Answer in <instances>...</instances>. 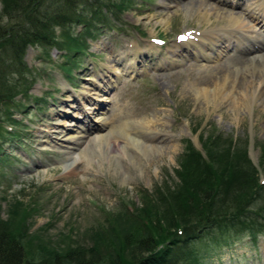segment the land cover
I'll return each mask as SVG.
<instances>
[{"label":"rangeland","instance_id":"obj_1","mask_svg":"<svg viewBox=\"0 0 264 264\" xmlns=\"http://www.w3.org/2000/svg\"><path fill=\"white\" fill-rule=\"evenodd\" d=\"M92 1L91 10L100 6V0ZM187 1L132 0L133 4L118 13L120 16L102 9L109 21L98 22L101 26L94 30L96 36L88 38L86 51L74 55L73 64L63 55L69 48L52 47L46 55V49L30 45L24 54L28 70L21 74L8 72L6 67L0 70L8 74L10 80L27 77L30 82L28 92L31 94H17L21 104L8 106L21 122L9 125L4 120L5 106L0 107L1 124L17 133L14 138L7 134L1 145L0 154H7V158L4 156L5 159L0 160V216L7 219L18 212H27L25 220L29 233L25 244L29 257L39 260L50 256L53 249L65 254L68 247H90L93 251L88 250L86 255L91 252L93 258L99 256L100 259L95 264H111L120 248L118 242H125L128 238L125 235L132 232V228H136V233L140 231L139 225L124 229L129 221L127 215L119 211L123 203L141 204L142 189L151 191L156 183L178 181L176 168L187 140L200 148V134L205 138L210 129L231 136L238 146L241 162L249 156L252 164L258 167L259 182L264 183V61L247 62L248 52L234 46L235 32L227 35L224 33L227 30L221 28L228 21L213 13L206 16L202 10L186 7ZM230 2H222L221 7L232 14L244 12L246 0ZM204 4L209 8L211 4L220 3L204 0ZM3 8L0 0V23L7 24L13 18V11L19 10L11 6L6 12ZM167 14L166 21H159ZM247 24L249 27L245 30L239 29L240 36L264 33L255 22ZM69 27L70 32L82 28L77 23ZM210 27L217 30L219 39L226 34L223 41L218 40L210 47L204 45L201 53L195 48L198 45H187L186 50L180 48L185 44L175 45L184 33ZM59 38L65 39L60 35ZM202 43L209 41L205 39ZM126 47L127 56L122 58L119 52ZM173 47L176 54L171 52ZM130 61L135 68L127 67L124 71L123 63ZM64 62L71 65V71L60 66ZM218 63L232 67L230 71L238 64L234 87L230 86L231 80L221 85L222 90L217 87L215 65ZM109 74L108 81L105 75ZM102 78L106 80V84L101 85L103 91L98 95L93 90L88 91ZM250 80L256 81V90L249 84ZM260 85L263 90L259 89ZM99 99V106H103L100 110L105 111L112 123L145 119L155 135L154 141L142 135L138 139L143 145L142 151L128 147V143L127 148L124 133L134 134L132 123L116 126L117 130L109 135L106 131L108 138L104 142L88 141L91 136L103 132L101 121L95 120L89 111V106ZM118 106L121 110L117 115L113 111ZM96 110H99L98 104ZM84 128L88 134L76 133ZM63 131L80 137L70 144L57 142L55 145L57 138L63 140ZM149 141L163 151L154 146L150 148ZM116 145L118 150L123 145L127 150L122 160L114 150ZM250 172L255 176L256 173ZM257 198L251 204L253 208L264 205V186ZM13 210L16 213H12ZM107 213L115 216L108 225ZM117 213L120 214L116 216ZM246 213L255 223L264 219V216L261 219L262 214ZM231 228L217 225L199 234L191 245L198 254L197 262L194 259L189 263L186 259L184 264H264V230L251 234L247 229L237 233Z\"/></svg>","mask_w":264,"mask_h":264},{"label":"trees","instance_id":"obj_2","mask_svg":"<svg viewBox=\"0 0 264 264\" xmlns=\"http://www.w3.org/2000/svg\"><path fill=\"white\" fill-rule=\"evenodd\" d=\"M100 1V6L91 10L90 6L94 5L92 0H2L6 12L12 9L11 6L19 11H13V18L7 24L0 23V60H4L0 61L3 64L0 70L4 71L6 67L8 72L12 70L19 74L28 70L24 54L30 45L46 49V55L52 47L69 48L63 55L73 64L76 61L74 55L86 51L88 38L96 36L101 26L98 22L109 21L108 14L102 13V9L120 16V11L133 4L132 0ZM74 23L82 26L80 31L70 32L69 26ZM59 35L67 39L61 40ZM68 62L60 66L69 72L72 69ZM29 86L27 77L10 80L8 74L0 73V107L5 106L4 120L11 126L21 121L8 106L21 104L16 96H29ZM34 98L42 100L40 96ZM2 117L0 115V151L7 134L13 138L17 135L1 124ZM219 132L210 129L205 138L201 133L200 148L187 140L176 168L178 181L156 183L151 191L142 189L141 204L123 203L119 211L127 215L129 221L124 229L139 225L140 231L136 233V228H132L133 231L125 235L128 237L125 242H118L120 248L111 264H184L186 259L189 263L194 259L197 262L198 254L191 245L199 234L210 227H233L231 229L237 233L247 229L251 234L264 230V205L251 206L264 186L263 182H259L258 167L252 164L246 149L247 161L242 163L238 146L231 136H223ZM262 146L264 149V144ZM4 156L7 154H0V160L5 159ZM250 171L256 173L255 176ZM246 211L252 212V215L262 214L263 220L255 223V220L247 218ZM12 213L16 212L13 210ZM26 214V211L18 212L16 217L7 219L0 216V264H95L100 260L99 256L93 258L91 252L86 255L90 247H68L65 254L53 249L50 256L39 260L29 257L25 244L29 233ZM114 217L107 213L106 225L109 220L114 221ZM235 223L237 225H230Z\"/></svg>","mask_w":264,"mask_h":264},{"label":"bare ground","instance_id":"obj_3","mask_svg":"<svg viewBox=\"0 0 264 264\" xmlns=\"http://www.w3.org/2000/svg\"><path fill=\"white\" fill-rule=\"evenodd\" d=\"M217 2H219L220 4H211L209 8H207L204 4V0H188L187 2H185L186 4V7H195L196 10H202L201 12H203L202 14L203 15H206V16H210V13H213L215 15H218V17H222L223 19H226L228 21V24H225V25H221V28H223L224 30H227L225 31L224 33H226L227 35H231L230 33L235 32L233 34V37L235 36L236 37V40L237 43H239V47H241L242 49L245 48L248 52V58L246 59L247 62L251 61V62H256V61H260V60H263L264 61V33L261 35L259 33H255L252 37L249 35V36H245V35H242L240 36V34L238 33V31H240L239 29L242 30H245V28H248V24L249 21L253 23L255 22L256 24L259 25V28L261 27L264 32V0H246L247 2L246 5L244 6V12H237V14H232V13H229L228 11L224 10L221 6V3L222 2H225L226 0H215ZM237 2L239 3V0H237ZM169 5V4H167ZM191 7V8H192ZM192 10V9H191ZM199 11V12H200ZM170 16V15H169ZM153 17V16H152ZM168 18V14L167 15H164L162 16L160 20H165ZM247 18V19H246ZM246 21H245V20ZM162 23V22H161ZM255 28V27H254ZM256 29V28H255ZM254 31V30H253ZM226 34H224V37L223 35H221V38L219 39L218 37V33H217V30L215 29H212V27H210V29H203V30H200V31H197L194 30V33L193 31H190L189 33H184L183 36L181 37V39L179 40V43L178 44H175L177 47H179L180 44H185L183 45L182 47H180L181 49H184L186 50L187 49V45L188 46H196L198 45V47H195L196 50H198V52L201 53V50L204 49V45L205 46H209V45H216V42L219 40V41H223V39L225 38ZM220 35V34H219ZM218 37V38H217ZM247 38H249V40L252 41V46H249L248 45V41ZM205 39H207L209 41V43H202V41H204ZM242 46H241V44ZM172 46V45H171ZM210 47V46H209ZM174 48V47H173ZM179 48V50H180ZM128 47H126L125 49H121L120 52H119V56H121L123 58V55L126 57L127 56V50ZM231 50V49H230ZM175 51V48L174 49H171V52L174 53ZM204 51V50H202ZM219 51V50H218ZM211 53V52H210ZM223 53V52H222ZM176 54V53H174ZM209 54V53H207ZM214 54V53H213ZM230 54V53H229ZM221 55V54H220ZM208 56V55H207ZM219 56V54L217 55ZM231 56V55H229ZM174 57V56H173ZM216 57V56H215ZM167 58V57H166ZM168 59V58H167ZM124 61V60H122ZM262 61V62H263ZM129 63V64H128ZM127 64L123 63V66L125 69L124 71H126V68L128 67L129 69L133 70L135 68L134 66V62H128ZM237 63V62H236ZM257 63V62H256ZM259 63V62H258ZM170 64V63H169ZM242 64H244L242 62ZM241 64V65H242ZM260 64V63H259ZM238 65V64H237ZM236 65V67H234V70L233 71H230L232 69V67H227L225 64H222V63H218L215 65V72L218 73V82L219 84L217 85V87H219V89L222 87L221 85H224V82L225 81H229L231 80L232 84H230V86H233V84L235 83V79H236V75L237 73H239V69H238V66ZM249 65V64H248ZM244 66V65H243ZM112 67V66H111ZM249 67V66H248ZM254 67V66H253ZM252 67V68H253ZM127 68V69H128ZM209 70V69H208ZM252 71L254 72L255 70L252 69ZM233 72V74L231 75V78L229 76V74ZM211 73V72H210ZM215 74V73H214ZM244 74H242V77H243ZM105 78H107V80L109 81L111 79L110 77V74L109 75H105ZM201 78V77H200ZM213 78V77H212ZM227 78H230L229 80ZM103 80L100 81V83H94L92 88L88 89V91H91L93 90L92 92L96 95H98V92L100 91H103L102 89V84H106V80L104 78H102ZM201 80V79H199ZM203 80V79H202ZM213 80V79H212ZM245 81H246V78H245ZM244 81V82H245ZM64 82V81H63ZM250 85L254 86V83L256 82H253V80H250L249 81ZM241 83V82H240ZM229 84V83H227ZM236 86V85H235ZM249 86V85H248ZM107 87V86H106ZM104 87V89L106 88ZM216 87V86H215ZM234 87V86H233ZM250 87V86H249ZM255 87V86H254ZM263 86L260 85L259 89L260 90H263L262 88ZM225 88V87H224ZM257 87H255L253 90H256ZM217 89V88H216ZM227 89V87H226ZM230 89V88H229ZM250 89V88H249ZM222 90V88H221ZM225 90V89H224ZM223 90V92H225ZM258 90V92L260 91ZM217 91V90H216ZM220 92V91H219ZM203 93V92H202ZM208 94V92L206 93ZM210 94V93H209ZM88 95V94H87ZM219 96V95H218ZM217 96V97H218ZM86 97V96H85ZM212 97H215V96H212ZM260 97V95H259ZM104 100H106L105 98H102ZM101 99L95 101L94 103L95 104H92V106H89V111L92 112L95 120H99L101 121L100 122V129L103 130V132L101 133H98L99 136H91L88 141L92 140V141H96L97 142H101L104 140H106L108 138V136L106 137L105 133H107L106 131H108V135L110 132H113L115 130H117L115 127L116 126H120V125H130V123L133 124V128L135 129V132L134 134H131V133H128V132H125V143L124 145L127 147V143L129 144L128 147L130 146H133V148H139L140 151H142V144L140 143V140H138L139 138H141L142 135H144V137H146V139H150L152 140L155 135H153L151 133V130L152 128L149 129V126L148 124L146 123L147 121L145 119H140L139 121L138 120H121L119 121L118 123H112L111 121H109L106 117V115L104 114L105 111H101L100 109H103V106H99V104H101L100 102ZM216 101V100H215ZM98 104V107H99V110H96V106ZM97 112H96V111ZM120 107L118 106L117 108H115V110L113 111V113H116L117 115L119 114V111H120ZM94 112V113H93ZM88 114V113H87ZM93 118V119H94ZM92 120V119H91ZM149 120V119H148ZM154 122V120H152ZM112 124V125H111ZM154 124V123H153ZM98 125V124H97ZM132 127V126H131ZM79 128V127H78ZM65 129V128H64ZM63 129V130H64ZM155 129V128H154ZM156 130V129H155ZM85 128L84 130H77L76 133H85ZM119 132V131H118ZM131 132V131H130ZM62 137H63V140L61 138H57L54 142V144L56 145V143L58 142H64L65 144H70V143H73L74 140L76 141L78 137L80 136H77V134L75 133H69L68 131L66 132H62ZM85 134H88V133H85ZM124 137V136H123ZM153 137V138H152ZM157 137V136H156ZM145 139V138H144ZM143 140V139H142ZM144 141V140H143ZM154 141V140H152ZM152 141H149L150 142V145L149 147L151 148L152 146L156 147V149L159 151H163L162 148H160V146H158L157 144H152ZM115 144H116V141H114ZM156 142V141H155ZM94 144V143H93ZM103 145V144H102ZM124 145L122 146V149L118 150V147L117 145L114 146V150H116L118 152V155H120L119 159L122 160V157L126 156L127 155V150L126 148L124 147ZM147 145V146H148ZM97 146V145H96ZM101 146V145H100ZM106 146V145H105ZM63 147V145H62ZM127 147V148H128ZM70 148V147H69ZM96 148V147H95ZM98 148V147H97ZM148 148V147H147ZM149 149V148H148ZM87 151V150H86ZM115 151V152H116ZM68 154V152H67ZM87 155V154H86ZM85 155V156H86ZM111 155V154H110ZM111 157V156H110ZM85 158V157H84ZM82 158V159H84ZM87 158V156H86ZM85 158V159H86ZM112 159V158H111ZM118 159V160H119ZM88 160V159H87ZM110 160V158H109ZM85 161V160H84ZM88 162V161H87ZM122 162V161H121Z\"/></svg>","mask_w":264,"mask_h":264}]
</instances>
